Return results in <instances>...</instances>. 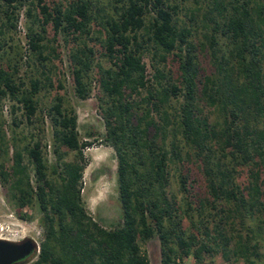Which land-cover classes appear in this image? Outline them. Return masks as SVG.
<instances>
[{
  "label": "trees",
  "instance_id": "obj_1",
  "mask_svg": "<svg viewBox=\"0 0 264 264\" xmlns=\"http://www.w3.org/2000/svg\"><path fill=\"white\" fill-rule=\"evenodd\" d=\"M186 2L112 0L106 10L98 0H0V184L18 214L36 203L42 227L38 251L12 264L33 256L30 264H149L140 244L154 235L160 264H202L217 254L263 264L264 0ZM21 9L23 50L6 41ZM58 39L69 44L74 96L87 98L93 83L100 93L97 140L114 151L120 209L110 228L80 199L82 150L91 142L79 140L63 96L49 99L62 87ZM45 121L56 158L50 169L39 137ZM21 124L35 133L16 131ZM60 147L76 160L61 162ZM188 164L202 183L191 192Z\"/></svg>",
  "mask_w": 264,
  "mask_h": 264
},
{
  "label": "rangeland",
  "instance_id": "obj_2",
  "mask_svg": "<svg viewBox=\"0 0 264 264\" xmlns=\"http://www.w3.org/2000/svg\"><path fill=\"white\" fill-rule=\"evenodd\" d=\"M98 1L99 5H103L106 10H110L108 5L112 0ZM174 2H177L178 6L188 3H183V0H174ZM201 5L203 6L202 3ZM109 12L112 13V11ZM177 15L179 21L185 19L183 17V11L178 12ZM27 24L28 19L25 17L23 10L21 9L18 13L15 30H10L9 34L6 36L7 43L18 44L23 50L25 45L24 30L25 25ZM46 33L49 37L51 36L50 26L46 28ZM91 44L94 49L97 51L100 50L97 43L93 42ZM56 45L59 51V58L54 62V66L58 70V73H55V79L57 77L61 81L62 87L51 89L49 92V99L56 93L63 96L64 105L72 107L75 112L76 129L79 140L91 142L90 146L85 147L82 150L85 163L81 173L80 199L85 211L95 221L105 228H110L119 221L120 209L117 198L116 160L114 151L109 145L97 140L101 138L103 133L102 123L98 114V96H100V93L98 92L97 85L93 83V89L87 98L78 99L74 96L71 86V77L68 73V62L66 60V52L68 51L69 44H65L58 39ZM166 59V67H171V57L168 56ZM143 62L145 63L146 72L149 73L151 60H149V56L146 52L143 53ZM200 62L201 69L207 71L208 59L206 57H200ZM103 64H106L105 60H103ZM161 65L162 63H160V66ZM44 99H48V94H45ZM7 105L8 102H4L1 114L5 119V123L9 125L10 121L6 109ZM208 119L209 121H214V114L209 111ZM15 129L16 131H21L23 135H26L24 133L27 131L35 133V131L31 130L32 128H24L22 124ZM42 129V135L39 134V137H41L42 145H45L44 156L48 169H50L55 165L56 158L55 153L53 152L54 147L51 140L50 127L46 121L43 123ZM59 150L64 153L60 160L61 162L71 163L76 160L75 151L69 150L65 147H60ZM6 165H8V163H6ZM185 169L190 180L189 191L191 192L192 188L197 189L198 185L200 188V184H202L201 178L195 164L185 165L184 172ZM170 172V187L176 189L177 185L175 180H173L174 172L172 169ZM243 177L244 173H241L239 181H242ZM20 214L23 216H20ZM40 219L41 213L35 202H33L30 207L21 209L18 214L17 208L7 198L5 187L0 184V237H7L17 241L23 237L30 236L35 242V252H37L38 243L42 237ZM159 248V241L155 235L140 244V249L145 253L149 264H160ZM260 252L263 255L261 261L264 264V238L261 242ZM34 259L35 256L22 264H30ZM193 263L191 257L182 260V264ZM202 264H241V261L234 260L225 262L217 254L213 257L205 256L202 260Z\"/></svg>",
  "mask_w": 264,
  "mask_h": 264
},
{
  "label": "water",
  "instance_id": "obj_3",
  "mask_svg": "<svg viewBox=\"0 0 264 264\" xmlns=\"http://www.w3.org/2000/svg\"><path fill=\"white\" fill-rule=\"evenodd\" d=\"M35 249L32 237L26 236L17 241L0 239V264H12L27 257Z\"/></svg>",
  "mask_w": 264,
  "mask_h": 264
},
{
  "label": "bare ground",
  "instance_id": "obj_4",
  "mask_svg": "<svg viewBox=\"0 0 264 264\" xmlns=\"http://www.w3.org/2000/svg\"><path fill=\"white\" fill-rule=\"evenodd\" d=\"M0 239H6V240H11V241H15L14 239H10V238H3V237H0Z\"/></svg>",
  "mask_w": 264,
  "mask_h": 264
}]
</instances>
